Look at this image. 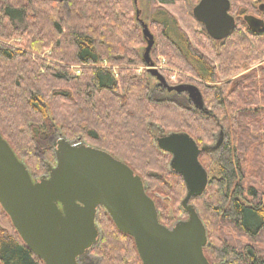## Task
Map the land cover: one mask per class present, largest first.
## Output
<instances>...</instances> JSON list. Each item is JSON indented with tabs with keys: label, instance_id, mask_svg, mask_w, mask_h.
<instances>
[{
	"label": "trees",
	"instance_id": "16d2710c",
	"mask_svg": "<svg viewBox=\"0 0 264 264\" xmlns=\"http://www.w3.org/2000/svg\"><path fill=\"white\" fill-rule=\"evenodd\" d=\"M152 1L151 21L159 27L156 54L180 77L184 72L197 82L213 114L152 96L154 87L165 89L151 85L148 70L133 68L144 63L134 48L144 35L135 0H0V132L20 159L21 151L34 159L38 139H49L48 146L59 139L55 128L67 138H87L142 177L160 221L171 226L179 220L187 188L150 124L162 133H188L200 147L222 131L220 147L199 155L209 183L203 195L191 199L207 229L204 253L212 264H264V64L240 78L219 79L264 59V30H252L245 13L235 16L229 37L215 40L188 1L182 21L192 36L169 10L177 8V0ZM230 1L233 15L239 6L255 10V0ZM15 35L25 39L24 49L2 41ZM47 47L49 59L42 57ZM72 64L80 65L81 73ZM48 146L46 158L54 161ZM34 162L45 171L39 158ZM96 220L101 242L92 252L99 264H143L134 238L117 227L105 207ZM0 264H46L1 203Z\"/></svg>",
	"mask_w": 264,
	"mask_h": 264
},
{
	"label": "water",
	"instance_id": "95a60500",
	"mask_svg": "<svg viewBox=\"0 0 264 264\" xmlns=\"http://www.w3.org/2000/svg\"><path fill=\"white\" fill-rule=\"evenodd\" d=\"M230 9V0H199L192 13L211 38L221 41L236 26ZM244 20L252 30H264V18L250 13ZM141 24L148 42L145 60L158 85L184 93L195 109H207L198 85L171 84L154 67L150 57L154 35L144 21ZM223 139L202 147L185 132L162 133L155 139L171 154L170 166L182 175L187 188L182 208L188 217L171 226L160 221L154 199L131 166L106 150L64 137L55 142L56 163L49 175L34 179L0 132V203L29 248L46 264H80L78 258L99 242L96 217L101 206L121 231L134 238L143 264H212L204 253L207 229L191 199L203 195L209 183L201 151L219 148Z\"/></svg>",
	"mask_w": 264,
	"mask_h": 264
},
{
	"label": "rangeland",
	"instance_id": "374dc122",
	"mask_svg": "<svg viewBox=\"0 0 264 264\" xmlns=\"http://www.w3.org/2000/svg\"><path fill=\"white\" fill-rule=\"evenodd\" d=\"M190 2V10H191V13H192V10H193V7L198 3L199 0H177V8L174 7V8H169V10L177 17L179 18L180 20V24L184 27V29L188 30V32H190V34L193 36L191 30L188 29L187 25L185 24V22L182 21L183 19V15H184V12H183V8H186L187 6V2ZM260 5H263L264 6V0H255V10L251 9L252 5L247 7V8H244V6H239L237 7V10H235L234 12V16H241L243 17V15L245 13H251V14H255L257 16H260L262 18H264V10H260ZM133 10H134V14L136 15L137 11H138V14H139V19L140 21L137 20V24L139 26V29L140 31L142 32V24H141V21H144L146 24L149 25L150 27V30L151 32L153 33V35L155 36V43L150 51V57H151V60L153 61L154 63V67H156L158 70H160L163 75L167 78V80L169 81V83L171 84H177V83H194L196 85L197 82L195 80H190L188 79L189 78V74L187 73H184L182 72V74H184L182 77H180L178 75V72L179 70L177 68H173V67H170L167 65L166 63V60L165 58L162 56V55H157L156 54V48L158 46V34H159V27H157L152 21H151V14L154 10V3L152 0H136L135 2V5L133 6ZM193 15V13H192ZM202 28L205 30L204 26H202ZM141 40H142V43L138 44V45H134V48L142 55V58L144 60V63L143 64H140V65H136L134 66L133 68L137 70L138 73H143L144 70H148V64L145 60V52H146V47L148 45V42H147V38L143 35L142 33V37H141ZM8 44H10L11 46L13 47H17V48H22L24 49V46L26 44V41L23 37H18L17 35L11 37L9 40H2ZM242 47V46H241ZM240 47V48H241ZM244 47H242L241 49L243 50ZM250 48V47H249ZM50 49L47 47L46 51L42 54V57L43 58H46V59H49L47 57V54L49 53ZM213 57V56H212ZM247 60H251L250 59H247ZM248 63V62H247ZM261 64H264V59H261V60H252L250 61V63H248L247 65H245L243 68H241L239 71H234L230 74H220L219 76V79H222V80H226L228 78H240L243 74L245 73H248L252 70H255L259 68V66ZM70 67L76 72V73H81L79 70H80V65H70ZM165 69L169 70V71H164ZM149 72V70H148ZM181 72V71H180ZM150 75H152L150 72H149ZM153 76V75H152ZM150 78V76H149ZM157 81L156 78L154 77L153 80L150 78V82H151V85L155 84ZM182 81V82H181ZM153 83V84H152ZM153 92H152V96L155 97V98H164V97H168V98H175L176 100H178L179 102H182L184 104H188L190 105V103L185 100L184 98H180V96H176L174 95L173 93H170V92H167L166 90H158L156 89L155 87L153 88ZM178 97V99L176 98ZM206 106L210 109H197L198 112L203 115V116H209L211 114H213V108L211 106H208L206 104ZM60 111V110H59ZM150 129L155 137V139L160 135L162 134V131L160 129V127L156 124H150ZM53 131L55 132L54 134L59 136V138H66L68 139L69 141H72V142H79V141H82L86 144H89V145H92V146H95L97 147L95 144L93 145L92 141L88 140L87 138H83L82 136H79V138H67L65 136H61L59 134V130L58 129H53ZM51 134V133H50ZM59 134V135H58ZM17 135L21 138L24 137V132L22 130H18L17 132ZM220 136H224L222 131L219 133H217V135L215 136V140L213 141L212 144H209V145H215L217 144V142L219 141L220 139ZM111 138V137H109ZM49 139H45V137L38 139L37 141V147L36 149L31 153L32 156L34 157V159L36 158H39L42 162V165L44 168L45 171L39 169V167L36 166V163L34 162V159L32 157H30V155L27 153V151H21L20 152V156H21V160H23L30 172L34 175V177H36L37 179H40L42 177L43 174H45L46 172L50 171V169L48 170V166H54L55 163H56V160L54 161H49L48 157L46 158V150H45V147L48 145L47 143L49 142L48 141ZM92 142V143H91ZM99 148V147H98ZM216 149H213L212 151H215ZM54 153V151H53ZM48 167V168H47ZM164 197V200L166 198L169 197V200L171 199L172 200V197L169 196V195H163ZM167 200L165 203H168ZM179 204H181V213L180 215L177 217L179 220L180 219H184L186 218V214L183 212V208H182V200L179 202ZM177 219V220H178ZM98 224V223H97ZM208 241H209V238H208ZM101 242V237L99 238V242H98V245L99 243ZM92 254L95 256L94 258V261H95V264H99L100 262V257L99 255L95 254L92 252Z\"/></svg>",
	"mask_w": 264,
	"mask_h": 264
},
{
	"label": "flooded vegetation",
	"instance_id": "af4514ba",
	"mask_svg": "<svg viewBox=\"0 0 264 264\" xmlns=\"http://www.w3.org/2000/svg\"><path fill=\"white\" fill-rule=\"evenodd\" d=\"M264 12V11H263ZM237 21V20H236ZM156 82V84L158 85V81H155ZM162 87V86H161ZM163 88V87H162ZM164 89V88H163ZM170 93H173L174 95H176V96H180V98H184L185 100H187L189 103H190V106L192 107L193 106V104H192V102H191V100H189V98L184 94V93H177V92H175V91H170ZM55 142H57V139L56 138H54V140L51 142L52 144H50L49 146H51V148H52V150L54 151V148H55ZM48 146V145H47ZM48 146V147H49ZM49 167V168H48ZM47 168H48V170L50 169V167H52V166H48ZM49 172L50 171H48V172H46L45 174H43L42 175V177H44V176H48L49 175ZM32 174V173H31ZM33 175V174H32ZM33 177H34V175H33ZM34 179H37L36 177H34ZM183 212L186 214V216L188 217V214L183 210ZM186 217V218H187ZM186 218H184V219H186ZM180 220H183V218L182 219H180ZM96 246V245H95ZM92 250H93V248L92 249H90V250H88L85 254H83L81 257H79L78 258V260H79V263L80 264H95V261H94V258H95V256L92 254Z\"/></svg>",
	"mask_w": 264,
	"mask_h": 264
}]
</instances>
